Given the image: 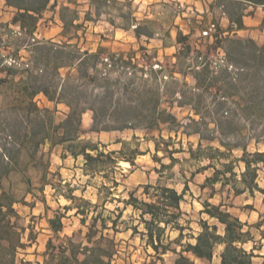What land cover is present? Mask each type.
<instances>
[{"label": "trees", "instance_id": "trees-1", "mask_svg": "<svg viewBox=\"0 0 264 264\" xmlns=\"http://www.w3.org/2000/svg\"><path fill=\"white\" fill-rule=\"evenodd\" d=\"M2 1L15 13L11 25L18 27L20 33L28 40H34L28 50L31 53L32 65L20 71L22 76L18 80L16 77L20 72L15 65L11 68L3 66L7 56L2 54L0 48V73L5 75L0 77V96L5 89L11 88L15 95V111L25 113L27 121L32 117L34 123L39 122L36 123L38 130L32 128V131L21 137L11 135V146L27 147L31 150L27 156V165L31 164L42 174L44 180L49 173L50 162H45L44 156L38 157V154L41 145L47 143L51 148L63 146L76 161L82 158L84 168L92 176L115 168L118 161L113 157L118 152L100 151L97 145H91L81 139L82 117L86 112H91L92 131L96 133L127 129L161 132L160 127L167 126L170 134L175 133L177 136L182 133L187 138L197 137V147L194 148L191 144L187 151L162 150L154 139L155 150L168 153L171 161L169 165L161 164L157 171L171 169L177 160L174 154L187 152L189 158L186 160L198 166L196 171L191 173L192 179L197 174L213 170L212 176L200 186L202 190L209 185L213 187L210 199L216 197L214 187L218 184L220 189L229 188L236 197L244 194L254 197L256 192L264 195V188L259 184L260 171L264 167V151L250 152L247 142L254 139L256 146L264 143V45H259L252 38L240 37L237 33L245 29L243 18L253 15V12L246 13V10L249 7L264 8V0L216 1L230 21L228 35H224L225 31L217 25V34L213 36L214 46L224 53L225 66L213 70L211 64L205 60L194 68L192 74L195 82L192 90L195 93H170L172 96L179 95V107L190 108L193 115L199 118L197 120L189 117L185 124L162 108V92L158 88L147 91V94L152 96V102L143 105L137 103L142 97L137 88L132 89L134 84H123L120 77L114 82L111 80L110 75L116 72L117 68L132 66L130 61L124 60L125 52L103 58L107 53L103 47L96 52H81L76 45L68 42L58 44L37 40L36 33L49 12L53 13L50 21L55 22L58 19L62 24V36L67 37L68 41L74 39L76 36L68 37L69 32H78L83 27L82 24H76V21L80 20L77 10L65 7L57 13L58 0ZM90 1L96 16H101L102 8L105 7L104 3L101 6L96 2H110ZM121 17L124 24L120 28L125 31L132 29L137 40L142 37L148 40L154 38L155 33L146 24L140 23L132 11ZM85 21H93L91 13L87 14ZM111 24L115 26L113 22ZM168 36L171 37V34L168 33ZM180 36L181 34L178 35L179 43L187 41L186 36L182 39ZM3 42L0 37V47ZM20 49L21 47H17L13 51L15 57H18ZM140 50L145 52L147 48L140 47ZM185 50L190 53L192 47L186 44ZM136 54L135 51L131 52L132 57ZM196 54L198 57L202 55L201 52ZM112 58L120 61V67L110 63ZM132 68L137 69V66ZM62 71L66 73L63 75ZM162 71L163 68L160 71L150 69V74L157 75ZM91 88L100 90L101 93L94 94ZM188 94H191V97ZM40 95L54 105V111L37 105L35 99ZM126 96H130L134 102L124 104L123 99L127 100ZM207 100L210 102L205 104ZM60 105H63L67 112L65 118L56 124L54 115ZM210 125L214 128H209ZM216 135L232 138L235 142L226 143L225 140L217 139ZM215 141L226 151L212 145H203L204 142L211 144ZM67 143L70 145L65 147ZM0 149V264H18V251L27 248V244L23 242L26 228L19 223L20 215L15 209L18 201L12 195L9 196L4 183H10V177L14 174L27 185L28 191L33 184L30 178L23 180L26 172L19 170V153L11 149L10 154L4 144L0 145ZM236 150L240 151L241 155L234 158L233 152ZM125 161L134 163L132 158H125ZM155 161L161 163L160 160ZM202 163L206 165L199 166ZM105 178L112 181L115 188L119 186L118 182L110 180L109 173ZM172 178L173 176H169L167 179ZM13 185L11 180V188ZM103 189L108 192L109 197L111 189ZM141 189L142 198L136 197L135 192H130L129 198L124 201V209L116 208L109 212L108 216L102 212L97 213L90 218V224H87L88 209L92 207L97 211L99 206L82 200L83 204L78 207L77 215H82L81 224L87 229L84 241L76 242L73 237H66L62 244H55L54 240L50 239L43 262L22 260L20 264H113L116 243L104 234L105 231H112L116 235L132 231V237L139 236L147 248H151L160 257L170 252L178 254L173 245L181 246L182 251L176 264H195L189 255L212 263L217 249H220L219 264H253L255 252L262 249L257 245L251 229L260 231L264 219L250 226L229 210L232 206L226 207L222 202L213 205L206 201L203 202L204 209L199 214L208 218L199 219L198 231H195L191 227V220H186L187 214L182 208L186 196H193L187 181L181 192L161 180L156 184L141 186ZM107 196L105 203L108 201ZM72 199L75 200L76 197ZM129 207L137 213V224L133 227H129L126 221L122 222L123 213ZM210 221H213V224H210ZM49 225L55 234H59L64 228L61 218L49 220ZM121 225L126 226L121 229ZM246 227L248 230H245ZM187 230L188 234L185 233ZM168 231L170 234L178 233L177 237L172 240L167 235ZM260 233L264 239V233ZM186 238L189 242L182 244ZM36 239L35 236L29 237L32 243L36 242ZM249 244L252 246L247 250L246 246Z\"/></svg>", "mask_w": 264, "mask_h": 264}, {"label": "rangeland", "instance_id": "rangeland-1", "mask_svg": "<svg viewBox=\"0 0 264 264\" xmlns=\"http://www.w3.org/2000/svg\"><path fill=\"white\" fill-rule=\"evenodd\" d=\"M210 2L212 0L98 1L97 4L104 3L105 7L102 8L101 16H96L94 8L90 5V0H58L56 12H60L65 7L77 10L80 20L76 21V24H82L83 27L78 32L70 31L68 37H76L68 41L67 37L62 36L63 29L60 21L58 19L55 22L49 20L53 16V13L49 12L45 15V19L36 33V38L39 41H52L58 44L68 42L76 45L81 52L86 50L96 52L100 47H103L107 50L103 58L110 56V54L125 52L124 60L130 61L132 66H137V69H133L132 66H126L122 69L120 61L112 58L110 63L120 68H117L116 72L110 75L111 80L114 82L120 77L123 84H134L132 89L137 88L142 97L137 103L143 105L152 102V96L147 94V91L158 88L162 92V108L167 109L178 121L185 124L189 117L197 120L199 118L193 115L190 108L179 107V95L172 96L170 93H195L192 90L195 84L192 74L194 68L205 60L211 64L213 70L225 66L223 51L214 46L213 36L217 34V31H210L212 25H216L217 29V23L211 21V16L204 12L201 7L202 4L208 5ZM131 11L140 23L146 24L155 33L154 38L148 40L146 37H142L141 40H137L132 29L125 31L120 28L124 24L121 15ZM89 13H91L93 21H85ZM14 14V11L6 7L4 1L0 0V37L4 41L0 48L2 54L7 56L3 66L11 68L15 65L20 72L32 65L31 53L28 50L31 49L30 45L34 43V40H28L26 36L20 33L18 27L11 25ZM46 20L49 21L46 22ZM204 32H209V35L205 36ZM168 33L171 34V37L168 36ZM179 34H181V39L186 36L187 41L179 43ZM243 36L241 37L248 38L246 35ZM186 44L192 47L190 53L185 50ZM17 47H21V49L18 57H15L13 51ZM140 47L147 48V51H141ZM133 51L137 52L135 57L131 56ZM196 52H201L202 58L198 57ZM222 60L223 62H221ZM159 65L162 66L163 71L157 75L150 74V69L153 71L162 70ZM62 73L64 75L66 71H62ZM2 76L5 75L0 73V77ZM20 76H22L21 72L16 77L17 80ZM90 90L94 94L101 93L100 90L93 88ZM188 96L191 97V94ZM14 97L11 88L5 89L0 96V145L4 144L9 149L10 154L11 149L19 153L21 157L19 170L26 172L23 180L30 178L33 184L28 191L27 185L21 181L19 176L14 174L10 177V183H4L9 196L12 195L18 201L15 204V209L20 215L19 223L26 228L23 242L27 244V248L18 251V264L22 260L34 263L43 262L47 243L50 239H53L55 244H62L66 237H73L76 242H83L87 229L81 224L82 215H77L78 207L83 204L82 200L99 206L97 211L92 207L88 209L87 224H90V218L97 213L102 212L108 216L109 212L116 208L124 209V201L129 198L130 192H135L136 197L142 198L141 186L156 184L158 180L175 187L179 192L184 188L186 181L189 183L193 196L190 194L186 196V202L182 204V208L187 214L186 220H191V227L195 231H198L197 222L199 219L208 218L206 215L201 217L199 214L204 209L203 202L206 201L213 205L222 202L226 207L232 206L229 207V210L250 226L264 219V195L260 192H256L254 197L249 194L236 197L229 188L220 189V184H218L214 187L216 197L210 199L209 195L212 193L213 187L209 185L205 190H202L200 186L212 176L213 170L197 174L192 179L191 173L195 172L198 166L186 160L189 158L187 152L174 154V158L177 160L171 169H165L162 172L157 171L161 168V164L169 165L171 161L168 153L155 150L156 142L154 139L159 143L162 150L181 149L187 151L191 144L194 148L197 147V137L187 138L182 133L177 136L175 133L170 134L167 126H161V132L127 129L96 133L92 131L91 112H86L82 117L83 133L81 139L91 145H97L100 151L118 152L113 157L118 161L115 168L92 176L84 168L82 158L76 161L63 146L51 148V145L47 143L41 145L38 154V157L44 156L45 162L46 160L50 162V170L44 180L42 174L36 171L31 164L27 165V156L31 150L27 147L11 146V135L21 137L32 131V128L38 130L36 123H39L38 121L34 123L32 117H30L29 123L25 113L15 111ZM126 98L127 100L123 99L124 104L134 102L130 96H126ZM35 101L40 108H49L54 111V105L42 95L38 96ZM209 102L210 100H207L205 104ZM66 112L67 109L63 105L58 107L54 115L56 124L65 118ZM209 128H214V126L210 125ZM216 138L225 140L226 143L235 142L232 138H223L220 135H216ZM247 142L250 152L264 151V143L256 146L254 139ZM69 145L70 143H67L65 147ZM203 145L204 147L212 145L226 151L219 145L218 141L211 144L204 142ZM240 155V151L233 152L234 158ZM125 158H132L134 163L126 162ZM155 160H160L161 163ZM205 165L206 163H202L199 166ZM107 173H109L110 180L119 183L118 187L115 188L112 181L105 178ZM169 176H173V178L167 179ZM11 180L14 184L12 188ZM259 184L261 188H264V167L260 171ZM104 187L111 189L109 197L107 196L108 192L103 189ZM106 196L107 203L104 202ZM72 197H76V199L73 200ZM66 207L71 209L67 210ZM58 218L62 219L64 228L62 232L55 234L49 225V220ZM136 219L137 213H134L131 207L124 211L122 222L126 221L129 227L137 224ZM210 224H213V221H210ZM125 226L121 225L120 228ZM245 230H248V227ZM251 232L255 236L257 245L262 247L261 250L255 252L256 257L253 259V264H264V239L260 233H264V224L260 231L252 228ZM185 233L188 234L189 231L187 230ZM104 234L108 238L114 239L116 243L113 264H176V260L182 251L181 246L173 245L178 254L170 252L160 257L151 248H147L139 236L132 237V231L117 235L112 231H105ZM167 235L173 240L178 233L170 234L168 231ZM30 236H35L36 242H30ZM188 242L189 240L186 238L182 244ZM251 246L252 244L247 245L246 249L250 250ZM219 252L220 249H217L212 263L206 260H198L192 255L189 257L195 264H219ZM184 255L188 256L186 253Z\"/></svg>", "mask_w": 264, "mask_h": 264}, {"label": "crops", "instance_id": "crops-1", "mask_svg": "<svg viewBox=\"0 0 264 264\" xmlns=\"http://www.w3.org/2000/svg\"><path fill=\"white\" fill-rule=\"evenodd\" d=\"M216 1L217 0H212L208 5L202 4L201 7L204 12L211 16V21H215L217 25L225 31L223 34L228 35L230 21L228 17L222 13L221 8L216 4ZM248 12H253V15H246L243 18L245 29L238 31L237 33L240 37L246 35L248 38L254 39L259 45H264V8L249 7L246 10V13Z\"/></svg>", "mask_w": 264, "mask_h": 264}, {"label": "built area", "instance_id": "built-area-1", "mask_svg": "<svg viewBox=\"0 0 264 264\" xmlns=\"http://www.w3.org/2000/svg\"><path fill=\"white\" fill-rule=\"evenodd\" d=\"M214 30L216 32V25H212V27L210 28V31ZM204 35L207 36L209 35V32H204ZM223 62V60L221 61Z\"/></svg>", "mask_w": 264, "mask_h": 264}]
</instances>
